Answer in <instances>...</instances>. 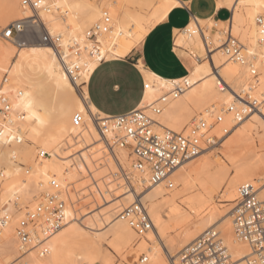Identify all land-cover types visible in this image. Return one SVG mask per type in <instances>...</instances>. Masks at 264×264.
Returning a JSON list of instances; mask_svg holds the SVG:
<instances>
[{
    "label": "bare ground",
    "instance_id": "obj_1",
    "mask_svg": "<svg viewBox=\"0 0 264 264\" xmlns=\"http://www.w3.org/2000/svg\"><path fill=\"white\" fill-rule=\"evenodd\" d=\"M37 1L40 3V0ZM142 2V9L131 10L125 6V0H44L45 7L35 10L42 13L36 21L37 29L42 26L45 32L61 36L60 44L42 40L29 46L19 41L24 47H18V43L14 44V40L7 38L5 33L4 39L9 43L0 39V109L4 106L3 98L9 104L7 113H0V134L13 147L11 167L0 177V180L6 179L8 182L0 188V264H57L55 254L58 241L67 232L85 233V237L92 242L85 254L76 255V264H111V256L103 244L106 240L118 254H126L131 264L138 260L140 254L146 256V261L141 262L139 259L137 264H181V252L212 228L221 232L235 264H247L250 247L246 241L235 237L231 215L233 207L221 211L215 201L220 191L225 201H236L239 186L248 181L260 183V196L264 198V153L249 152L238 158L242 159L240 163L235 161L237 156L234 150L252 138L250 122L242 127L224 152L234 164L235 173L232 177L228 176L223 166L211 170L212 162L218 163L224 158L214 151L198 169L188 173L182 171L197 156L173 173L174 187L181 182L187 190L194 191L186 202L193 214V220L187 224L179 219L177 207L169 211L168 216L160 214L159 202L172 188L167 187L166 181L152 185L148 172L134 167L131 148L119 142L120 138L125 137V131L114 126L112 117L101 113L93 105L87 91L82 92V96L74 99L64 111L66 121L41 141L32 171L17 175L28 154L20 137L38 141L40 127L46 122L47 109L41 99L45 91L51 88L76 91L89 79L101 59L127 55L143 41L152 24L163 20L174 6L182 4L180 0ZM225 6L232 10L228 30L241 43V60L231 58L222 46L221 36L224 32L219 31L213 35V40L218 43L217 48H220L214 56L216 70L205 62H198L201 58L198 55L193 59V72L182 79L161 78L144 69L141 64L148 88L139 109H144L156 120L154 132L161 133L164 129L177 132L187 130L192 116L206 121L207 127L203 129L206 131L215 123L220 112L223 114L221 122L224 130L230 128L235 131L249 110L241 99L254 106L260 105L261 99L264 100V24L258 22L259 18L264 20V0H225ZM105 11L111 19L110 29L95 30L100 51L93 53L94 43L87 37V31L102 23ZM32 12L33 9L24 5L22 0L15 21ZM202 21V17L198 16L196 25ZM196 25L188 26L191 37L182 34L178 42L186 44L190 40L199 50L203 48V40ZM205 36L208 39L210 37L208 34ZM26 65L41 77H25L23 73ZM185 81L189 84L188 88L182 95L173 98L171 91L175 84ZM162 97L165 101L161 100ZM25 100L32 101L33 111L43 123L35 118L27 119L28 113L17 107ZM153 108H161V112L157 114ZM261 108L264 112V107ZM99 118L109 120L106 128H101L97 121ZM14 136L16 139H13ZM93 140L99 143L88 146ZM128 142L133 143L131 139ZM98 145L104 146L109 155L105 158L108 169L99 167L104 150L99 160V151L95 150ZM210 148L213 147L208 146L204 150ZM97 166L102 170L97 171ZM107 170L110 172L109 177L104 175ZM85 174L87 177L89 174L93 180L91 186L94 187L91 190L88 188L89 193L82 187L85 182L90 184L89 181L78 184V177ZM112 177L115 181H110ZM93 191L99 196L100 202L108 205L92 212V216L85 219L87 212L80 214V204L77 202ZM120 193L122 198L118 200L116 196ZM53 196L64 202L62 227L49 234L50 222L47 216H43L34 225L31 243L25 255L21 256L18 228L22 221L27 220L28 213L35 212L40 205L53 202ZM94 197L91 201H94ZM138 200L147 209L149 207L148 212L154 223V228L145 235H139L129 220L122 217V213ZM83 203L87 204L85 201ZM104 225L106 227L102 228Z\"/></svg>",
    "mask_w": 264,
    "mask_h": 264
},
{
    "label": "built area",
    "instance_id": "obj_2",
    "mask_svg": "<svg viewBox=\"0 0 264 264\" xmlns=\"http://www.w3.org/2000/svg\"><path fill=\"white\" fill-rule=\"evenodd\" d=\"M23 4L34 9L37 0H23ZM36 10V9H35ZM261 21V18H259ZM17 22H13L5 32L9 39L17 36ZM111 19L108 13L104 12L103 21L96 28L87 31V37L93 41V53H99V42L96 36L98 31H108ZM264 32V28H263ZM8 33H11L9 37ZM42 40L46 43L60 44L62 37L53 36L46 32ZM224 39L223 47L231 55V58L242 59V46L239 40L229 30ZM207 56L213 53V43L208 42L203 35ZM103 59L100 60L103 61ZM77 69V68H76ZM75 69V70H76ZM188 82L175 84L171 91L173 98L182 95L188 88ZM148 88V84H145ZM165 101V98H161ZM4 106L0 109L3 115L9 110V104L3 98ZM155 113H160L161 108H153ZM112 117L113 125L125 131V137L119 139L120 144L131 148L133 165L139 170H146L149 174L150 183L158 184L166 181L168 188L174 187L173 173L185 162L199 156L205 147L221 145L224 138L230 133L224 132V137L219 138L210 133L206 121L198 116L192 118L187 130L177 132L171 129H164L157 133L153 130L156 120L149 116L144 109L134 108L133 110ZM240 118V117H239ZM223 114H217L215 123L221 122ZM101 128L107 127L106 119L97 120ZM131 139L133 143H129ZM261 186L257 181L242 183L238 188V198L233 212L234 234L248 243L250 254L247 256V264H264V198L260 196ZM53 202L48 205H40L35 212L28 213L27 220L22 221L18 228V237L21 256L25 255L33 238V227L43 216L49 219V234L57 232L62 227L64 202L52 198ZM122 217L129 220L130 225L139 235H145L154 228V223L144 203L140 200L134 202L123 213ZM141 262L146 261V256L140 257ZM182 264H235L231 252L226 245L221 232L212 228L194 240L181 252Z\"/></svg>",
    "mask_w": 264,
    "mask_h": 264
},
{
    "label": "rangeland",
    "instance_id": "obj_3",
    "mask_svg": "<svg viewBox=\"0 0 264 264\" xmlns=\"http://www.w3.org/2000/svg\"><path fill=\"white\" fill-rule=\"evenodd\" d=\"M17 1L18 0H0V39H2L3 41H5L7 43H9V42L4 39L3 34L6 32L8 27L15 21V19L17 17V15H16ZM125 2H126L125 6L131 10H140V9H142V6H143L142 0H125ZM217 2H218L217 4L225 5V0H217ZM198 16L199 15H195L194 18L192 19V21L190 22V24L196 25L195 20ZM202 19H203V21L201 23H199V25L197 24L195 27L199 31V34L201 35L202 40H203V35L208 34L210 36L209 39L207 38V40H208V42L213 43V46H215L213 53L211 55L207 56V54H206V48H205L204 40H203V48L199 49V50H197L195 48V43L190 42V40H188L186 44H180L178 42V38L182 34L185 35L186 37L192 36V34L188 30V26L190 24L183 31L179 32V35H178L176 42L179 45H181V46H183L189 50V53L192 54V59H195V55H198L201 57L200 60H198V62H200V63L205 62V63L211 65V67L214 70H216L214 67V56L217 55L220 48H217L218 43L213 40V35L219 31L224 32V34L221 36V41L223 43L224 39L227 36L226 33H227L228 28H229V22L230 21L227 20V21L221 22V21H216L213 18H204V17H202ZM156 23L152 24L151 28ZM37 32L39 33V29H37ZM2 35H3V37H2ZM16 38H17V36H14V38H11V39H13L15 41ZM41 41H42V39L40 36V42ZM35 43H37V42H35V41H32L31 43L26 42V45L30 46V45H33ZM14 44H16V42H14ZM26 49L29 50L28 48H26ZM23 75L25 77H30V78H40L41 77L39 74L36 73L35 70H32L27 65L25 66V71H24ZM86 91L87 90L85 87V83L82 84L79 88H77L76 91H57L54 88H51L47 92L45 91V93L41 96V99L46 105L47 119H46V122L40 127V133H39V140L38 141H33L30 138L23 137L22 144L28 150V154H27L25 161H23L21 164L22 167H19L17 175L26 174V173L32 171V169L34 168V166L36 164V161H37V158H38V155L40 152L41 141L48 138V136L55 131V129H56V127H58V125H60L61 123L66 121L67 117L64 115V111H66L67 107L73 103L74 99H76L78 96H82V92H86ZM241 100L247 105L246 107H248L249 110H248V112H246V114L244 115V118L238 124V129L233 131L229 128L228 131L230 133L224 138V141L222 142L221 145H214V146H211L213 148H210L209 150H204L196 158V160L194 162L190 163L184 170H182L183 172L188 173V172H192L195 169H198L200 164L206 158H210V156H211L210 154L212 153V151H214L217 154H219V156L224 157V158H221L220 162H218V163L212 162L211 163V170L215 171V170L219 169L221 166H223L228 171V176L230 175L232 177L235 173V170H233L234 164H233V162L229 161L226 158V156L224 155V152L226 151L227 145L231 141L236 139V137L239 134V132L241 131L242 127L247 122H250L252 124V131H251L252 138L234 150V154L237 156V159L235 161L236 162L239 161V163H240L242 161V159L238 160V158L240 156L242 158L243 155L249 154V152L257 151L259 154L264 153V124H263L264 123V112H263V109L261 108V107H264V100L261 99L260 105L257 104L255 106L252 105L251 103H249L248 101L244 100V99H241ZM219 106L221 108V105H218V108H219ZM192 118H193V116L189 118V123L191 122ZM209 128H210L209 130H210L211 134L216 135L217 137H223L224 136L225 130H224V126L222 125V122L214 123ZM93 141H90L87 145L93 146L96 143H99L98 141L96 142V140L94 142ZM90 143H93V144L89 145ZM87 145L85 147H87ZM98 146L102 147L103 149H101V148L99 149ZM98 146L95 148V150L97 149L96 152L99 151L98 152L99 153L98 154L99 160L102 158L101 163L99 164V167L104 168V169H108L107 168L108 167L107 159H105V158H106V156L108 158L109 155L105 151L104 146H101V145H98ZM103 150H104V153H103ZM7 151H8L7 149L0 147V169L6 165V153H7ZM102 153H103V155L101 157ZM133 159H131V162L133 161ZM99 160H98V162H100ZM103 160H104V162L102 163ZM104 164H106V165H104ZM104 166H106V167H104ZM99 167L97 166V171L102 170V169L99 170L98 169ZM107 171L109 172V170H107ZM107 171L104 172V175H106V177H109L110 172H109V175L107 176V174H108ZM195 172L196 171H194L193 173H195ZM86 175L87 174L82 175L83 177L79 176L82 180L78 177V184L83 183L85 181H87V182L89 181L90 184H87L85 182L86 185L84 183L83 184L84 186H82L83 190L85 187V189H87V190H85V192L89 193L88 188H89V190H91V189H93L94 185L91 186V183L93 182V180L90 179L91 176L89 177V174H88V177H89L88 178ZM79 179H80V181H79ZM83 179H85V180H83ZM110 181H115L114 177H112L110 179ZM7 183L8 182L6 179L0 180V188H3ZM88 186H90L91 188ZM119 186H121V185H119ZM118 188L120 189V187H118ZM193 192L194 191H192V190H187L185 185L180 182L174 188H172L171 191L169 192V194H167L159 202V203H161L160 209H159L160 214L168 216V212L171 211L174 207H177L179 219L182 220L183 224L189 223V221L193 220V214L190 212V209L187 206L186 202H187L188 197L191 196L193 194ZM93 194H95L94 195L95 197L93 196ZM118 195L119 196H116V199L119 200L120 197L122 198V193H120ZM86 196L85 195L83 196V198L84 197L85 198L81 199L80 200L81 202H79V201L77 202L78 204H80L79 205V207L81 209V210L79 209L80 214H81V212H82V214L84 212L85 213L87 212L86 214L84 213L85 219H86V217L90 218L92 216V212L94 213L97 210L99 211V209L105 208L108 205L105 202L104 203L100 202L99 196L94 191L91 192L90 195L86 194ZM90 197L91 198L94 197V201L92 199L93 202L91 201ZM97 199H98V203H100V204L97 203ZM82 200L87 202V204L86 203L82 204V202H83ZM168 200H172V202H169ZM113 202H115V201L113 200ZM113 202H111V203H113ZM78 204H77V206H78ZM81 204H82V206L84 205L85 207H82ZM94 204H96V205H94ZM215 205H218V207L221 209V211H226V210L233 207V209H231V215H233L234 207L236 206V201H233V202L225 201L223 192L220 191L216 195ZM88 207H91V209L89 208L90 209L89 212L87 210ZM148 210H149V207H148ZM186 216H188L187 219H184V217H186ZM105 227H106V225L102 226V228H105ZM82 234L83 235H64L63 237H61L59 239L58 246L56 249V256H57V260L59 263L70 264L73 261V258H76V255L78 253L79 254H85L89 250V245L92 242L87 237H85V233H82ZM106 242L104 241L103 244L107 248V250L111 256V260H112L111 264H131V262H130V260L126 254H118L116 252V250L110 245L109 240H106ZM179 249H180V247H179ZM142 255L143 254H140L138 260L132 264H137V262L139 261V259Z\"/></svg>",
    "mask_w": 264,
    "mask_h": 264
},
{
    "label": "crops",
    "instance_id": "obj_4",
    "mask_svg": "<svg viewBox=\"0 0 264 264\" xmlns=\"http://www.w3.org/2000/svg\"><path fill=\"white\" fill-rule=\"evenodd\" d=\"M165 18L157 22L143 41L127 55L105 58L95 67L85 82L88 96L93 105L108 116L125 114L139 108L146 96V76L141 68L164 79H182L194 70L192 54L176 40L195 15L227 21L232 17L228 6H218L217 0H180ZM22 0L16 4V19ZM15 19V20H16ZM0 147L7 149L6 165L0 169V177L11 167L12 144L0 134ZM65 235H83L82 232H67ZM55 261L57 260L55 254ZM70 264H76V258Z\"/></svg>",
    "mask_w": 264,
    "mask_h": 264
},
{
    "label": "snow or ice",
    "instance_id": "obj_5",
    "mask_svg": "<svg viewBox=\"0 0 264 264\" xmlns=\"http://www.w3.org/2000/svg\"><path fill=\"white\" fill-rule=\"evenodd\" d=\"M45 7L44 0H40L39 4H36L34 6L32 13H27L25 16H22L18 22H17V38L14 42L19 41H25L28 43H31L32 41H35L37 43L40 42V36L47 35V33L44 31L43 27L41 26L39 29V33L37 32V24L36 21L39 20L40 16L42 15L41 12H36L35 9H42ZM261 24H264V20L258 21ZM9 37H11V33H8ZM18 47H24V45H20L18 43ZM35 51V49H33ZM49 54L51 55V52L49 50ZM91 67V66H90ZM17 107L21 108L22 111H26L28 113L27 119L31 120L35 118L40 123H43L42 120H40V117L36 115V113L33 111V103L31 100H25L22 104L17 105ZM247 111V110H246ZM24 118V117H22ZM13 139H16L14 136ZM22 140L23 137H20Z\"/></svg>",
    "mask_w": 264,
    "mask_h": 264
}]
</instances>
